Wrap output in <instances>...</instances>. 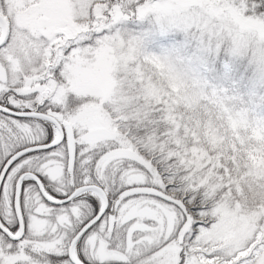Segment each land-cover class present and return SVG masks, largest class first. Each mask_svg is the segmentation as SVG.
Segmentation results:
<instances>
[{
    "label": "snow or ice",
    "instance_id": "obj_1",
    "mask_svg": "<svg viewBox=\"0 0 264 264\" xmlns=\"http://www.w3.org/2000/svg\"><path fill=\"white\" fill-rule=\"evenodd\" d=\"M0 264H264V0H0Z\"/></svg>",
    "mask_w": 264,
    "mask_h": 264
},
{
    "label": "rangeland",
    "instance_id": "obj_2",
    "mask_svg": "<svg viewBox=\"0 0 264 264\" xmlns=\"http://www.w3.org/2000/svg\"><path fill=\"white\" fill-rule=\"evenodd\" d=\"M137 31H141L139 27L136 28ZM242 79H244L249 87L252 86L253 82L255 81V75L251 72L250 68L248 67L247 63H245V71L240 73Z\"/></svg>",
    "mask_w": 264,
    "mask_h": 264
}]
</instances>
